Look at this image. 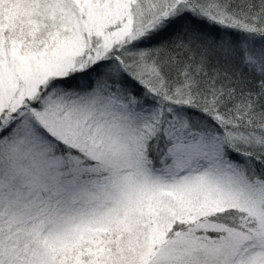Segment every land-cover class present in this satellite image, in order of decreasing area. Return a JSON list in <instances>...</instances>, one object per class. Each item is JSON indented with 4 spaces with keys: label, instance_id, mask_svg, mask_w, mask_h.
<instances>
[{
    "label": "snow or ice",
    "instance_id": "1",
    "mask_svg": "<svg viewBox=\"0 0 264 264\" xmlns=\"http://www.w3.org/2000/svg\"><path fill=\"white\" fill-rule=\"evenodd\" d=\"M0 264H264V0H0Z\"/></svg>",
    "mask_w": 264,
    "mask_h": 264
}]
</instances>
